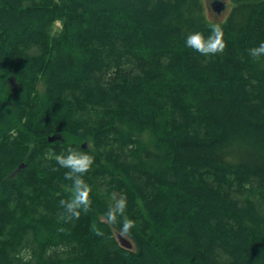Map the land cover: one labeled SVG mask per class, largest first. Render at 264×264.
Segmentation results:
<instances>
[{"label":"trees","instance_id":"trees-1","mask_svg":"<svg viewBox=\"0 0 264 264\" xmlns=\"http://www.w3.org/2000/svg\"><path fill=\"white\" fill-rule=\"evenodd\" d=\"M222 1L210 20L205 0H0V264H264V57L247 51L264 0ZM212 24L222 54L186 46ZM68 147L95 160L72 220ZM114 192L129 234L105 223Z\"/></svg>","mask_w":264,"mask_h":264},{"label":"clouds","instance_id":"clouds-1","mask_svg":"<svg viewBox=\"0 0 264 264\" xmlns=\"http://www.w3.org/2000/svg\"><path fill=\"white\" fill-rule=\"evenodd\" d=\"M185 44L195 52L207 57L210 55L222 54L226 47L224 40V30L220 24H212L210 35L207 37L201 31H194L186 36ZM248 55L253 59L264 57V41L257 46L249 48ZM56 163L65 169V180L71 181L72 196L69 200L61 199L59 204L65 210L67 219H78L81 212L87 213L91 206V187L85 182L83 176L93 166L94 157L86 151L68 147L66 153L55 156ZM128 201L124 193H112V203H110L105 213V223L121 225V233L129 234L131 229L136 226V222L125 216ZM63 218V217H62ZM122 218V219H120ZM92 231L96 235L103 233L92 226Z\"/></svg>","mask_w":264,"mask_h":264},{"label":"rangeland","instance_id":"rangeland-1","mask_svg":"<svg viewBox=\"0 0 264 264\" xmlns=\"http://www.w3.org/2000/svg\"><path fill=\"white\" fill-rule=\"evenodd\" d=\"M212 3H214V0H205L206 13H207V16H208V18L210 20H214L215 18H216V20H220L225 15H227L226 13H229V12H226L227 8H230L229 7V3H227V1H225V3H226V9H225V11L223 13H222V9H221V12L219 13L217 11V9L219 10V6L216 5V4H213V6H212L211 5ZM215 12L219 13L220 15H217ZM55 26H59V22H55ZM38 84H39V88H41L42 81H40Z\"/></svg>","mask_w":264,"mask_h":264},{"label":"water","instance_id":"water-1","mask_svg":"<svg viewBox=\"0 0 264 264\" xmlns=\"http://www.w3.org/2000/svg\"><path fill=\"white\" fill-rule=\"evenodd\" d=\"M213 4H216V5L219 6V10L217 9V11L219 13L221 12V9H222V11H224L225 8H226V3H225V1H222V0H214V3H212V6H213ZM58 138H59L58 136H51V137L48 138V140L49 141H54V140H56ZM117 239H118V241H119L121 246L126 247V248H131L132 247V243L128 239L123 237L122 235L118 234L117 235Z\"/></svg>","mask_w":264,"mask_h":264}]
</instances>
